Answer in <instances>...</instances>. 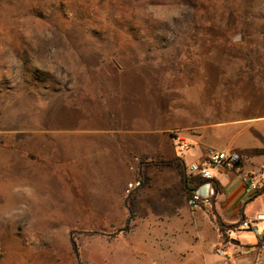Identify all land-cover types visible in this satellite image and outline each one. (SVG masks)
I'll use <instances>...</instances> for the list:
<instances>
[{
    "label": "rangeland",
    "instance_id": "obj_1",
    "mask_svg": "<svg viewBox=\"0 0 264 264\" xmlns=\"http://www.w3.org/2000/svg\"><path fill=\"white\" fill-rule=\"evenodd\" d=\"M66 94L73 105L124 96L139 123L144 104L163 100L190 109L200 124L231 101L262 102L264 0H0V175L24 179L26 210H45L43 200L56 199L32 191L47 190L57 175L74 177L63 154L86 128L54 135L57 126L42 117ZM253 112L252 106L244 111ZM143 158L156 159L134 162ZM129 188L128 195L135 191ZM95 221L41 216L8 223L25 230L26 243L39 238L43 248L49 238L96 234L84 231ZM257 224L262 231L264 221ZM252 236L229 235L257 245Z\"/></svg>",
    "mask_w": 264,
    "mask_h": 264
},
{
    "label": "crops",
    "instance_id": "obj_2",
    "mask_svg": "<svg viewBox=\"0 0 264 264\" xmlns=\"http://www.w3.org/2000/svg\"><path fill=\"white\" fill-rule=\"evenodd\" d=\"M231 102L225 109L209 112V121L202 124L190 109L166 106L164 100L160 106L144 104V110L140 107L146 118L139 123L129 114L136 107L124 96L73 105L66 94L59 107L42 117L57 126L54 135L78 133L73 129L80 125L86 128L79 132L82 136L73 149L63 154L70 162L67 171L74 172V177L57 175L44 185L47 190L32 191L56 199L40 201L48 205L45 210L34 205L26 210L24 179L0 175V264H212L215 249L222 243L232 252L240 248L234 264L264 259L259 240L257 245L230 241L231 231L238 229L223 233L212 216L215 210L224 224L234 226L264 215V193L254 197L242 179L244 173L264 174V101ZM251 106L255 113H244ZM176 132L189 143L183 155L176 147ZM213 151L238 153L242 174L215 171L218 187L210 182L197 192L211 197L212 205L191 211L182 164L202 162ZM145 155L174 163L134 162ZM130 185L135 191L129 197ZM130 212L134 217L131 228L123 231ZM41 216L96 220V226L84 229L96 234L75 238L78 259L70 234L54 238L58 242L49 238L50 243L41 248L39 238L26 243L22 227H9L10 219ZM11 242L15 248L10 249Z\"/></svg>",
    "mask_w": 264,
    "mask_h": 264
},
{
    "label": "built area",
    "instance_id": "obj_3",
    "mask_svg": "<svg viewBox=\"0 0 264 264\" xmlns=\"http://www.w3.org/2000/svg\"><path fill=\"white\" fill-rule=\"evenodd\" d=\"M176 147L181 155L188 150V141L186 138L176 132L174 135ZM186 171L189 176H200L207 180L214 179L215 171H226L242 174L241 157L238 153L230 151H213L202 162L190 163L186 166ZM242 179L246 190L254 195L264 189V174H242ZM140 184H137L139 186ZM194 192L188 195L187 203L191 211H197L212 205V198L205 197ZM264 221V215H260L254 221L241 220L238 223L239 231H247L256 236L259 240V245L264 247V229L261 231L257 222ZM219 227V226H218ZM240 252V248L236 247L234 252L230 251L227 246L218 245L215 249V254L219 261L215 264H234L236 254ZM256 264H264V259L258 260Z\"/></svg>",
    "mask_w": 264,
    "mask_h": 264
},
{
    "label": "trees",
    "instance_id": "obj_4",
    "mask_svg": "<svg viewBox=\"0 0 264 264\" xmlns=\"http://www.w3.org/2000/svg\"><path fill=\"white\" fill-rule=\"evenodd\" d=\"M145 159L146 158L142 159V163L147 164V165L172 164V163H174L173 160H165V159H159V158L158 159H153V160H150V161L145 160ZM185 170H186V166L182 164L183 181H184V186H185V189H186V192L188 193V195H192L194 192L198 191L205 184H208L210 182L214 183V180H207V179L201 178L200 176H189L186 173ZM214 184H215V187H218L216 185V183H214ZM132 193L129 195V197L132 195ZM263 193H264V189L261 190L260 192H258L257 194H255L254 197H258V196L262 195ZM212 216H213V219L218 224L220 230L223 233L227 232L228 230L235 229V228L238 227V224L234 225V226H227L226 224H224L223 221L219 218V216H218V214H217V212L215 210H213V215ZM132 220H133V214L130 212L127 224L122 230L130 229L131 228V224H132ZM73 245H74V249H75L76 254L79 255L78 246H77L75 240H73Z\"/></svg>",
    "mask_w": 264,
    "mask_h": 264
}]
</instances>
